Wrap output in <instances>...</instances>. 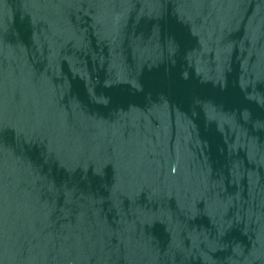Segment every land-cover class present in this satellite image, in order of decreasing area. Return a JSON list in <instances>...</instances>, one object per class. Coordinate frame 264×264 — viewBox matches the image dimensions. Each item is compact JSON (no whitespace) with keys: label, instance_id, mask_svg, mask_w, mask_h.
Returning a JSON list of instances; mask_svg holds the SVG:
<instances>
[{"label":"water","instance_id":"water-1","mask_svg":"<svg viewBox=\"0 0 264 264\" xmlns=\"http://www.w3.org/2000/svg\"><path fill=\"white\" fill-rule=\"evenodd\" d=\"M0 264H264V0H0Z\"/></svg>","mask_w":264,"mask_h":264}]
</instances>
